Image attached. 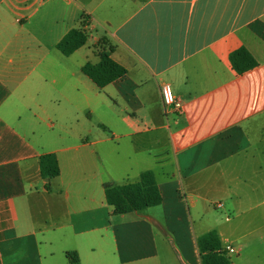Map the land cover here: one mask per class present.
<instances>
[{
  "label": "crops",
  "instance_id": "crops-1",
  "mask_svg": "<svg viewBox=\"0 0 264 264\" xmlns=\"http://www.w3.org/2000/svg\"><path fill=\"white\" fill-rule=\"evenodd\" d=\"M83 15L89 44L65 55L57 43ZM103 38L127 73L101 88L82 66ZM241 46L258 65L238 74ZM163 83L181 110L163 104ZM109 86L128 114L112 113ZM53 152L49 179L39 159ZM147 169L163 202L114 213L104 183ZM158 227L176 233L182 264H201L197 238L212 229L237 250L229 264H264V0H0V264H72L68 252L167 264Z\"/></svg>",
  "mask_w": 264,
  "mask_h": 264
},
{
  "label": "trees",
  "instance_id": "trees-1",
  "mask_svg": "<svg viewBox=\"0 0 264 264\" xmlns=\"http://www.w3.org/2000/svg\"><path fill=\"white\" fill-rule=\"evenodd\" d=\"M88 18L83 15L80 24L69 30L57 43V48L65 55L74 53L85 45L89 34L83 27L88 24ZM102 41H106L103 38ZM99 51L97 62L87 61L83 66V72L88 75L99 87L122 78L127 73V68L116 61L111 52L113 46L108 48L102 45ZM254 54L245 46L234 50L229 59L231 67L238 74H242L258 65ZM40 173L45 178H53L60 174V166L57 155L46 153L40 156ZM138 181L124 184L105 182V196L107 203L113 207L114 213L123 214L134 211H141L147 207H154L163 202L162 191L160 190L156 175L152 169L144 170ZM197 246L200 251L201 264H229L231 259L229 252L223 245L218 232L215 229L200 234L197 238ZM72 264H80L79 256L75 252H68Z\"/></svg>",
  "mask_w": 264,
  "mask_h": 264
},
{
  "label": "rangeland",
  "instance_id": "rangeland-1",
  "mask_svg": "<svg viewBox=\"0 0 264 264\" xmlns=\"http://www.w3.org/2000/svg\"><path fill=\"white\" fill-rule=\"evenodd\" d=\"M100 42L102 43V45H104L107 48L110 45L107 40L105 42L101 40ZM100 42H99V47L97 48L98 51H100L102 49V46H101ZM88 44L89 43H87V45ZM86 51H88V46H85L82 49V51L80 53H78V57L79 58H84V53H86ZM88 54H89V60L91 59V60L94 61L95 59L90 54V52ZM102 95H103L104 99L107 101L106 103H112L111 104L112 105L111 106L112 113L114 111V112H116L118 114H123V115L128 114V111H126L127 104H126L125 100L122 98V96L120 94L118 95V94L115 93L113 86H109L106 90H103V94ZM101 112H103V115H101ZM101 112L95 111L96 115H94L93 120H92L93 127H100L98 125V122H99L100 118H103L101 116L106 115V113L104 112L103 109H102ZM84 121H85V113H82V122H84ZM88 124L90 125V122H88ZM117 130H119V132H126V131H129V130H132V129L129 128L128 126L124 125V123L120 122L119 128ZM109 134H111V133H109ZM161 137H162V140L160 139V141L162 143V146H165V142L167 140V134L165 132H163L161 134ZM123 143H125V141ZM150 160H151V158H150ZM147 165H151V162L147 161L146 162V166ZM161 178H162V176H161ZM182 191H183V188H182ZM182 193L184 195V192H182ZM186 210H187V208H186ZM153 211H156V210H153ZM186 214H187V218L189 220L190 225L192 224V226H193L194 222H196V220H197V216L195 215V213H193L191 215L188 211H186ZM160 215H161V217L163 219V214L160 213ZM205 219L208 221L207 217ZM196 224H197V222H196ZM156 233H157L156 234V241H157L158 249H159V252H160L159 254L161 255V257H163L165 255V253L168 252L167 254H168L169 261H168L167 264H182L180 262V260H179V253H180V251L183 252L184 248H182V246L179 244V241H177L176 233L175 232L172 233V231H167V230H166V232H164L159 227L156 229ZM172 248L174 249L173 253L171 251ZM113 249H114V247H113ZM113 249H111V251H113ZM228 255L230 256V259H231L235 254L230 253ZM183 259L181 257V260H183Z\"/></svg>",
  "mask_w": 264,
  "mask_h": 264
},
{
  "label": "built area",
  "instance_id": "built-area-1",
  "mask_svg": "<svg viewBox=\"0 0 264 264\" xmlns=\"http://www.w3.org/2000/svg\"><path fill=\"white\" fill-rule=\"evenodd\" d=\"M161 95L163 99V104L165 106H174L176 109H182V101L180 98L176 97L172 91V88L169 83H163L161 86ZM222 203H218L217 206H221ZM228 251L232 254H235L237 250L234 247L228 246Z\"/></svg>",
  "mask_w": 264,
  "mask_h": 264
}]
</instances>
